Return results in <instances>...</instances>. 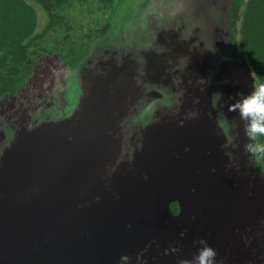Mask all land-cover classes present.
Instances as JSON below:
<instances>
[{
    "label": "water",
    "instance_id": "95a60500",
    "mask_svg": "<svg viewBox=\"0 0 264 264\" xmlns=\"http://www.w3.org/2000/svg\"><path fill=\"white\" fill-rule=\"evenodd\" d=\"M243 2L147 0L0 97V264H181L202 241L264 264V165L230 107L255 86Z\"/></svg>",
    "mask_w": 264,
    "mask_h": 264
},
{
    "label": "trees",
    "instance_id": "16d2710c",
    "mask_svg": "<svg viewBox=\"0 0 264 264\" xmlns=\"http://www.w3.org/2000/svg\"><path fill=\"white\" fill-rule=\"evenodd\" d=\"M121 2L0 0V97L14 94L25 83L41 55L56 54L71 67L76 66L88 54L92 42L111 30L115 9ZM88 13L95 14L100 27L93 33L72 35L76 27H83L81 18ZM237 26L238 45L245 52L255 84L264 82V0H244ZM256 143H264V138Z\"/></svg>",
    "mask_w": 264,
    "mask_h": 264
},
{
    "label": "clouds",
    "instance_id": "9594fccd",
    "mask_svg": "<svg viewBox=\"0 0 264 264\" xmlns=\"http://www.w3.org/2000/svg\"><path fill=\"white\" fill-rule=\"evenodd\" d=\"M219 95V94H218ZM231 108L238 110L242 119L247 121L246 134L253 142L264 138V82H259L251 91L233 103ZM245 150L257 162H264V143H250ZM204 246L197 250L192 260H182L181 264H215L216 250L203 242Z\"/></svg>",
    "mask_w": 264,
    "mask_h": 264
},
{
    "label": "rangeland",
    "instance_id": "374dc122",
    "mask_svg": "<svg viewBox=\"0 0 264 264\" xmlns=\"http://www.w3.org/2000/svg\"><path fill=\"white\" fill-rule=\"evenodd\" d=\"M146 1L147 0H122V2L115 9L112 26H110L111 27L110 29L111 30L125 29V31H131L133 27L135 28L139 23H141L140 22L142 20L141 6H144L145 8ZM81 19H82L81 23L83 24V27L80 30H78L79 28L76 27L75 30H73L72 32V33L75 32V34L72 35L78 36L79 34L81 35L83 32L93 33V30L98 29L100 27L99 24H96L98 20L95 18L94 13H88L86 15H83ZM59 38L60 36H58V39ZM97 41L98 40L96 39L92 42V44L89 47V52L91 50L92 45Z\"/></svg>",
    "mask_w": 264,
    "mask_h": 264
},
{
    "label": "flooded vegetation",
    "instance_id": "af4514ba",
    "mask_svg": "<svg viewBox=\"0 0 264 264\" xmlns=\"http://www.w3.org/2000/svg\"><path fill=\"white\" fill-rule=\"evenodd\" d=\"M148 13V12H147ZM238 24V23H237ZM140 26V25H139ZM131 35H132V33H131ZM130 35V36H131ZM75 67V66H74ZM174 206V207H173ZM170 210H171V212L174 214V213H176L177 211H178V206H177V203L176 202H172L171 204H170ZM182 235H183V233H181Z\"/></svg>",
    "mask_w": 264,
    "mask_h": 264
}]
</instances>
